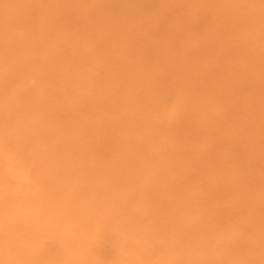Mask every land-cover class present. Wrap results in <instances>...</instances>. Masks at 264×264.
I'll list each match as a JSON object with an SVG mask.
<instances>
[{
  "label": "rangeland",
  "instance_id": "1",
  "mask_svg": "<svg viewBox=\"0 0 264 264\" xmlns=\"http://www.w3.org/2000/svg\"><path fill=\"white\" fill-rule=\"evenodd\" d=\"M0 264H264V0H0Z\"/></svg>",
  "mask_w": 264,
  "mask_h": 264
}]
</instances>
